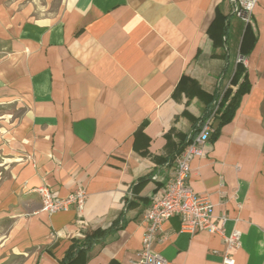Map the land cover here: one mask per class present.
<instances>
[{
    "label": "crops",
    "instance_id": "crops-1",
    "mask_svg": "<svg viewBox=\"0 0 264 264\" xmlns=\"http://www.w3.org/2000/svg\"><path fill=\"white\" fill-rule=\"evenodd\" d=\"M52 1L0 0V107L22 112L0 115V264H131L180 138L244 76L247 92L188 183L225 236L241 233L235 264H264V0L248 24L228 0H60L49 14ZM216 18L224 36L210 33ZM40 186L59 198L82 187L83 212H42ZM154 251L222 264L224 243L172 217Z\"/></svg>",
    "mask_w": 264,
    "mask_h": 264
},
{
    "label": "built area",
    "instance_id": "built-area-1",
    "mask_svg": "<svg viewBox=\"0 0 264 264\" xmlns=\"http://www.w3.org/2000/svg\"><path fill=\"white\" fill-rule=\"evenodd\" d=\"M228 1L231 5V13L246 24L250 23L258 0ZM219 102L220 98L213 102L210 114L205 118L197 136L175 158L171 180L159 194L150 197V204L143 214L145 231L141 248L136 260L131 264H173L154 251L162 224L172 217L179 218L181 231L185 233L194 234L198 231H205L222 237L224 252L221 263L235 264L232 253L241 246V233L238 230H233L228 236H225L223 228L225 219H222L219 225L213 222V204L209 196L194 193L188 183L191 162L205 155L204 148L213 132L212 125ZM34 192L40 198V210L48 215L69 209H74L77 215H81L87 201V195L82 187H77L64 198L57 197L45 186L36 188Z\"/></svg>",
    "mask_w": 264,
    "mask_h": 264
},
{
    "label": "trees",
    "instance_id": "trees-1",
    "mask_svg": "<svg viewBox=\"0 0 264 264\" xmlns=\"http://www.w3.org/2000/svg\"><path fill=\"white\" fill-rule=\"evenodd\" d=\"M216 27H218V32L220 33L221 36H224L225 34V24L224 21H219L218 18H216L214 20V22L212 23V26L210 27V33L211 31H213V29ZM214 27V28H213ZM183 81V79H182ZM247 83H246V78L244 76L242 82L239 84L238 89L235 91L234 95L232 98H230L225 104L224 103V97H213L210 101V104L206 107L208 110L205 112L204 116L199 119V125L197 126V128L192 131L191 133H189L188 135H186L185 137H181L180 138V142H181V148L178 150V153L176 155L179 156L184 150L185 148L193 141V139L197 136V134L199 133L202 124L205 120V118L210 114V110L212 109V104L214 101L218 100L220 98V102L218 105V110L215 113L214 116V121H213V132L211 133L210 137H209V141H213L217 134H218V130L219 127L221 125H223L226 122H229L232 117L234 116V113L239 105L240 99L242 97V95H244L247 92ZM218 122L217 126H214V123ZM175 157V158H176ZM175 158L173 160V162L175 161ZM145 182V179H140V181L138 182V184H142ZM104 234V231H96L92 234V236L88 239V236H85L83 240H85V242L87 243H91L95 237H97V235H101ZM86 244H84L85 246ZM80 249V247H77V251ZM72 253V254H71ZM76 253V252H74ZM74 253L71 251H68L65 255V259H71L72 255L74 256Z\"/></svg>",
    "mask_w": 264,
    "mask_h": 264
},
{
    "label": "rangeland",
    "instance_id": "rangeland-1",
    "mask_svg": "<svg viewBox=\"0 0 264 264\" xmlns=\"http://www.w3.org/2000/svg\"><path fill=\"white\" fill-rule=\"evenodd\" d=\"M59 1L60 0H54L51 2L50 4V7L48 8L49 9V14H55L58 10V5H59ZM18 109V110H16ZM21 108L15 106V105H7V106H3V107H0V115L1 114H4V115H11V116H19L21 115V110H19ZM2 154H1V151H0V158H1Z\"/></svg>",
    "mask_w": 264,
    "mask_h": 264
}]
</instances>
